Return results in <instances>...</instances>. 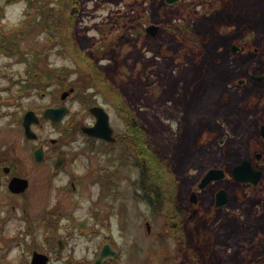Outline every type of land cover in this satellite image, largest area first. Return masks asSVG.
<instances>
[{
    "label": "rangeland",
    "instance_id": "rangeland-1",
    "mask_svg": "<svg viewBox=\"0 0 264 264\" xmlns=\"http://www.w3.org/2000/svg\"><path fill=\"white\" fill-rule=\"evenodd\" d=\"M65 1L71 14L72 10L77 12L73 22L81 34L80 43L63 39L54 45L48 59L36 65L32 63L35 54L49 48L44 26L28 27L27 3L0 0V31H7L8 39L20 37L17 50L7 44L0 48V87H10L1 94L4 103H12L8 107L0 105L1 110L6 114L15 109V100L26 106L51 104L60 100L62 92L75 89L67 102L72 114L79 113L78 121L85 126L94 122L90 109L98 106L109 114L118 136L130 133V123L146 130L164 163L167 195L176 190L178 195L176 206L165 199L159 209L143 200L141 190L138 198L129 191L117 198L104 195L100 206L114 204L109 216L114 224L112 231L101 229L92 242L80 239L78 252L82 254L88 245L98 253L99 243L111 232L121 248L119 264H264V190H253L230 177L233 166L250 156L257 161L254 153L264 149L259 135L264 124V113L259 112L261 100L264 103V80L258 83L250 79L251 75L264 78V0H185L191 5L190 11L173 8L176 4L168 5L166 0L167 9L160 11L157 3L139 0L144 4L146 18L136 23L132 20L136 14L130 8L135 0H77L78 7H73L71 0ZM120 13H126L129 23L126 30L111 39V33L103 31L104 26L111 24L110 31L119 27L114 20ZM185 21L191 34L184 31L179 39L167 26L173 24L174 28ZM150 24L159 27L155 37L146 31ZM24 28L30 32L22 36L26 31L20 30ZM248 36V49H231L233 43L240 48V41ZM51 72L49 80L44 73ZM14 80L30 81L21 84L22 88L30 85L24 97L18 98L21 86L13 85ZM238 80L246 83L239 84ZM84 140L86 147L82 151ZM67 144L73 159L63 177L87 170L90 175L82 181L78 196L58 194L60 211L66 216L63 226L69 224L73 211H87L99 191L104 194V189L99 188V174L104 167L123 171L121 185L127 187L131 178L143 181L139 167L142 163L143 171L151 161L145 153L144 157L137 155L141 163H125L122 153L129 149L113 150L117 154L112 155L106 143H88L79 133L69 137ZM259 164L264 170V162ZM211 167L222 168L228 176L217 181L220 184L200 190L201 203L193 206L189 201L192 187ZM47 174L48 168L40 173L42 178ZM104 176L103 182L108 184ZM221 188L233 196V201L225 210L217 211L211 199ZM36 197L30 209L34 214L47 204L46 196ZM249 200L253 205L254 234L248 233L245 214ZM184 213L188 215L186 222ZM172 219L179 221L176 236L166 233ZM225 224L237 228L226 234L220 227ZM20 225L23 224L13 219L6 227L9 231ZM197 248L205 249L206 255L202 256ZM91 256L92 253L86 255L88 259Z\"/></svg>",
    "mask_w": 264,
    "mask_h": 264
},
{
    "label": "flooded vegetation",
    "instance_id": "flooded-vegetation-1",
    "mask_svg": "<svg viewBox=\"0 0 264 264\" xmlns=\"http://www.w3.org/2000/svg\"><path fill=\"white\" fill-rule=\"evenodd\" d=\"M78 1H74L75 4L73 7H75V5H77V7L80 5ZM241 41L239 44L241 48L240 50L248 49L249 39H242ZM234 46L236 47L238 44L235 45L233 43L231 49ZM240 50L238 49V51ZM29 82H26L25 80H14L13 85L21 86V84H29ZM29 86H24L23 88L21 86L19 88V93L22 92V94L18 96V98L26 95V91L24 90H27ZM3 90L10 91V87H0V105L4 106L8 104V107L12 103H9L10 100H8V103L3 102L4 99L1 94V91ZM74 92L75 90L73 93ZM64 93H66V91L62 92L60 100L55 99L51 104L41 103L37 106H26L24 102H18L15 100L13 102L15 109L6 112L7 115L0 108V120H3L4 118V123H0V133H3V135L0 136V264H33L36 255L43 256V258L39 260L41 262L46 261V264H96L105 246L109 247L107 252L109 254L108 257L102 261V264H119L122 252L120 245L111 232L99 243L98 253H96L94 246H91L90 248L88 245H85L83 247L84 251L81 254L78 252V241L85 238L86 243L92 242L96 236L100 235L101 229L112 231L114 224L112 225L109 216L114 210V204L111 203V206L109 207L100 206L104 204L105 196L113 195L114 198L122 197L129 191L130 194L133 192L131 196L138 198L139 190H141L144 191L141 195L143 200L149 202L148 196L145 192L148 187L146 183L140 181L137 182V179H132L130 173H127L124 170L127 173L128 178H131L132 180H128L126 183L127 187H123L121 181L124 179V172L120 171L119 168L113 170L104 167L103 171L99 174V182L102 184V187L99 188L104 189V194L102 190H100L97 200L92 207L87 209V211L83 213L78 212L77 210L73 211V214L69 216V224L63 226L62 220H64L66 216L60 211L61 208L58 194L60 192H69L73 197L78 196L81 190L80 185L82 181L87 179L88 175H90L89 170H87L79 173L76 171L72 172V174L67 173V176L63 177V174L70 167L73 159L71 149L67 144V139H69V137L72 136V138H75L79 133L83 137H86L88 143H106L108 147L107 149L111 150L112 155L117 154L114 153L113 150L116 151L127 148L129 149V152L122 153V160H124L125 163L127 161L133 163L136 162L137 164L141 163V158H138L137 155L139 153L135 149V144L132 140V123H130L129 127L130 133L125 136H118L116 131H114L115 129L112 127L115 138L114 142H107L100 138H92L84 133L83 129L86 126H95L97 123L95 117L94 122L89 125L85 126L83 123H80L78 121L79 113L73 115L71 106L67 102L68 99L73 98L74 94L63 99L62 97ZM42 96L46 97L47 94L42 93ZM260 103L259 112L263 115L264 108H262V106L264 103L262 100ZM63 107H66L67 112L61 119L54 121L53 119L45 118V111L61 109ZM30 112L33 113L32 117L26 121V116ZM25 122L28 125L31 124V135L26 134ZM261 137L264 143V137ZM85 147L86 144L84 140V142L81 143L80 150L83 151ZM254 156L257 161L253 156H250L247 160L251 162L254 169L263 172L262 181L257 185L248 182L242 183L251 186L253 190L263 191L264 170L259 163L264 162V149L261 152H255ZM119 160L120 158L117 161L119 162ZM114 161H116V159ZM162 164L164 163L162 162ZM44 168H48V174L46 177L42 178L40 173ZM212 168L214 167L209 169ZM139 170L141 176L142 163ZM207 171L209 172V170ZM104 175L108 177V184L103 182L105 178ZM226 176H228V174H226ZM203 177L201 176L192 187L193 190L189 201L193 206L199 207L201 203L202 196L200 193L201 189L199 188V182ZM230 177L233 179L232 175ZM215 183L219 182L214 181L210 183L204 190L209 189L210 186ZM221 189L215 192L211 199L212 205L217 211L225 210L233 201V196L231 197V194L225 190L227 192L228 204L224 207L217 208L216 198ZM37 194L38 197L43 196L42 198L46 196L47 204L39 213L34 214L33 209H30L35 204L34 200L37 199ZM192 197L196 202H193ZM248 203L249 211H245L249 225L248 233L254 234V227L252 224L253 213L251 210V206L253 208V205H251V200H249ZM95 205H99L100 208H97ZM185 207L186 210H189V205H186ZM184 216H186V222L188 215L184 213ZM13 219L23 225L13 227L8 231L6 227L7 223L13 221ZM233 219L235 221L238 220L235 217ZM172 222L173 224L169 226L170 229H167L166 233L176 236L175 230H178L179 221L177 222L172 219ZM147 225L149 231H151L152 229L150 225ZM98 227H100V229H98ZM220 227L226 234H230L233 228H237H232L231 225L227 224ZM183 234H188L187 227L184 228ZM73 243H75V245L72 247ZM197 249L200 254L206 255L205 249ZM91 253L92 256L88 259L86 255H91Z\"/></svg>",
    "mask_w": 264,
    "mask_h": 264
},
{
    "label": "trees",
    "instance_id": "trees-1",
    "mask_svg": "<svg viewBox=\"0 0 264 264\" xmlns=\"http://www.w3.org/2000/svg\"><path fill=\"white\" fill-rule=\"evenodd\" d=\"M8 4H14L15 2H24L27 3L29 11H28V17H27V25L28 27H35L37 24L43 25L49 45H45L48 48V51L46 50L45 53H34L35 56L32 58L33 64H39V62L43 59H48L51 50L53 47H55V44L61 43L64 41L63 39H66L71 42L72 39L74 41L80 43V33L77 32L75 28V23L73 20L77 17V15H73L68 11L66 1L65 0H7ZM150 3H157V7L160 11H164L167 9L164 5V0H148ZM217 1H215L216 3ZM72 6L75 4L73 0H71ZM130 8L134 10V13L136 14L135 18H132L134 23L141 22L143 18H146V10L144 9V4L140 3L139 0H135L130 4ZM173 8H183V9H189L191 10V5L189 2H186L185 0H181L180 3L176 4ZM0 10H3L0 7ZM117 16V17H116ZM116 20L119 24V27L115 28L113 31H110L111 24H108V26H104L103 31L110 32L111 33V39H114L118 33L123 32L126 30L127 23H129V20L126 18V13H120L116 15ZM114 17V18H115ZM66 19L64 22L63 20ZM159 19H163L161 16H159ZM173 26V24H171ZM172 26H167L169 30H172L173 33H175L176 37H181L182 33L191 32L186 29L187 27V21H185L183 24L176 23L174 25V28ZM171 27V28H170ZM36 28V27H35ZM26 31V33H22V36L25 34L27 35L30 32V29H21L20 32ZM7 33V31H6ZM6 33L3 31H0V48L2 49V46H11L10 48H14V50H17V42L19 40V36H9L8 39ZM25 37V36H24ZM178 37V38H179ZM51 38V42H50ZM180 39V38H179ZM79 45V44H78ZM79 47V46H78ZM8 48V49H10ZM80 49H82L80 47ZM52 72L51 73H44V76H46L49 80H51ZM35 84V83H34ZM132 134H133V141L135 144V149L137 152L144 157L145 153L149 154L151 157V167L148 165V168L143 167L142 171V182L146 183L148 187L146 188V194L148 196L149 202L155 209H159V206L162 205V203L168 199H170V203H172L174 206L178 204V195H176V192L173 191V193H168V184H166V175L163 172V164L159 160L160 154L154 150L152 147V141L147 137V132L144 129H138L136 128L135 124L132 125L131 128ZM125 136V135H124ZM149 143V145H148ZM175 200V201H174ZM159 205V206H158ZM202 255V254H201ZM201 255H199L201 257ZM204 256V255H202Z\"/></svg>",
    "mask_w": 264,
    "mask_h": 264
},
{
    "label": "water",
    "instance_id": "water-1",
    "mask_svg": "<svg viewBox=\"0 0 264 264\" xmlns=\"http://www.w3.org/2000/svg\"><path fill=\"white\" fill-rule=\"evenodd\" d=\"M181 0H166V3L169 4H177L180 3ZM72 14L74 15L75 13H77L75 10H72ZM147 33L150 34L152 37H155L157 35V33L159 32V27L156 25H150L147 29H146ZM250 38V36H248V39ZM237 47V48H236ZM234 46L232 47V50L234 52L237 51V49L240 50V48L238 46ZM250 79L255 81V82H263L264 78L262 76H256V75H251ZM239 84H244L246 83L245 80H238ZM75 89H72L71 92H66L63 94V99H65L67 96L70 95V93H73ZM91 113L93 114V116L95 117L97 123L95 126L93 127H89L86 126L83 131L84 133L88 134L90 137L93 138H100L103 139L105 141H110V142H114L115 138H114V131L111 127L110 124V120H109V114L103 110L101 107H93L90 109ZM45 118L47 119H53L54 121H57L59 119H61L63 117V115H65V113L67 112L66 107H63L61 109H52V110H47L45 111ZM32 112H30L27 116H26V121L28 119H30L32 117ZM26 125V134L27 135H31V131H30V125L31 124H27L25 122ZM260 135L264 137V124H262L261 130H260ZM224 143V141H223ZM226 171H224L222 168L220 169H209V172L202 178V180L199 182V188L205 189L206 187L209 186L210 183L214 182V181H220L222 179L226 178ZM233 179L238 182V183H251L254 185L259 184L262 180L263 177V172L259 171L257 169H254V167H252V164L249 160L245 159L243 161H241L240 164L235 165L232 168V173H231ZM195 195V194H193ZM193 198V197H192ZM193 202H196L193 198ZM227 203V192L225 191V189H221L218 192L217 198H216V207L217 208H221L226 206ZM108 246H105L104 249L102 250V254L101 256L98 258L96 264H102V261L105 260L108 257ZM43 258V256H37L35 257L33 264H46V261H40L39 259ZM46 259V258H45Z\"/></svg>",
    "mask_w": 264,
    "mask_h": 264
}]
</instances>
